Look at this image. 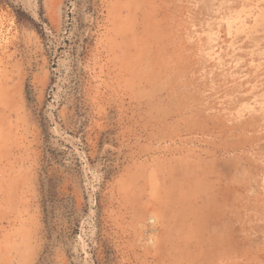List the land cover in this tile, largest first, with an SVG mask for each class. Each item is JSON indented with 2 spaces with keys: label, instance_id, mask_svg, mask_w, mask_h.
I'll return each mask as SVG.
<instances>
[{
  "label": "rangeland",
  "instance_id": "1",
  "mask_svg": "<svg viewBox=\"0 0 264 264\" xmlns=\"http://www.w3.org/2000/svg\"><path fill=\"white\" fill-rule=\"evenodd\" d=\"M0 264H264V0L0 3Z\"/></svg>",
  "mask_w": 264,
  "mask_h": 264
},
{
  "label": "trees",
  "instance_id": "2",
  "mask_svg": "<svg viewBox=\"0 0 264 264\" xmlns=\"http://www.w3.org/2000/svg\"><path fill=\"white\" fill-rule=\"evenodd\" d=\"M5 2H6V0H0V3H5ZM71 211H72V208L69 211H67V212H71ZM45 212H47L46 209H45ZM47 215H48V212H47L46 216Z\"/></svg>",
  "mask_w": 264,
  "mask_h": 264
}]
</instances>
